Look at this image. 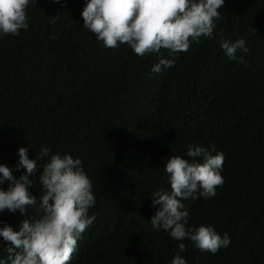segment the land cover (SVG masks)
<instances>
[{"label":"trees","instance_id":"1","mask_svg":"<svg viewBox=\"0 0 264 264\" xmlns=\"http://www.w3.org/2000/svg\"><path fill=\"white\" fill-rule=\"evenodd\" d=\"M83 5L33 0L28 28L0 36V164L18 178L17 149L28 148L37 161L29 176L37 203L39 173L52 154L78 157L92 184L94 221L69 264H170L178 243L187 264H264V0H225L212 37L171 56L161 49L174 63L159 73L151 71L159 54L97 41L82 25ZM240 38L247 51L230 60L220 43ZM189 145L223 154L215 196L183 201L188 227L229 235L215 254L148 222L151 193L170 188L167 160L202 161L186 156ZM37 215L28 206L19 219L0 212V221L18 228ZM7 256L0 247V258Z\"/></svg>","mask_w":264,"mask_h":264},{"label":"clouds","instance_id":"2","mask_svg":"<svg viewBox=\"0 0 264 264\" xmlns=\"http://www.w3.org/2000/svg\"><path fill=\"white\" fill-rule=\"evenodd\" d=\"M30 2L33 0H0V36H15L28 28L25 9ZM224 3L225 0H84L80 15L83 27L106 48L126 43L138 56L159 54L158 63L151 68L153 73H159L162 66L168 68L174 63L173 59H165L160 50H168L171 56L186 52L200 36L211 38L216 28L214 21L220 17L218 10ZM220 47L230 60H237L238 50L247 51L244 38L224 39ZM48 151L42 148L41 158ZM17 154L15 170H24L18 178L12 169L0 164V185L8 182L5 189L0 188V212H16L19 219L18 213L23 216L28 206H37L38 215L21 219L18 228L0 221V247L8 253L7 260L0 258V264H69L81 234L94 221L88 215L95 203L91 181L78 157L52 154L39 173L42 192L37 203L30 191L33 179H29L37 173V161L28 158L26 147H19ZM186 156L202 157V161L189 162L180 156L167 160L164 171L170 188L151 193L155 212L148 222L153 230H163L178 242L187 240L196 249L215 254L229 246V235L218 234L210 225L188 227L189 212L183 201L215 196L216 188L223 185V154L212 155L203 146L189 145ZM177 248L170 264H187L180 255L186 250L185 244L178 243Z\"/></svg>","mask_w":264,"mask_h":264}]
</instances>
